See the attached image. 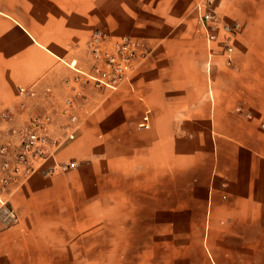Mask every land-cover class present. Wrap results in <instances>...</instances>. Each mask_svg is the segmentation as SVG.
<instances>
[{
	"label": "crops",
	"instance_id": "crops-1",
	"mask_svg": "<svg viewBox=\"0 0 264 264\" xmlns=\"http://www.w3.org/2000/svg\"><path fill=\"white\" fill-rule=\"evenodd\" d=\"M174 1L0 0V148L15 152L32 117L50 114L52 133L62 134L63 101L73 98L76 138L57 160L79 165L39 171L2 193L18 219L32 197L61 213L83 201L80 210L107 227L118 225L109 222L124 195L118 180H161L166 201L176 197L163 211L194 213L168 225L205 228L209 264H264V0L216 2L225 22L241 25L234 68L221 38L208 43L194 13L191 28L176 25L183 14L171 10ZM145 24L157 50L149 45L151 56L120 90H72L68 64L90 69L95 30L136 36Z\"/></svg>",
	"mask_w": 264,
	"mask_h": 264
},
{
	"label": "rangeland",
	"instance_id": "rangeland-1",
	"mask_svg": "<svg viewBox=\"0 0 264 264\" xmlns=\"http://www.w3.org/2000/svg\"><path fill=\"white\" fill-rule=\"evenodd\" d=\"M195 1L171 3V10L183 14L177 26H193ZM142 10L147 11V5ZM148 24L136 37L156 51V44L146 36ZM118 181L124 193L118 198L119 218L109 220L118 225L107 227H100L86 208L80 210L83 201L67 205L61 213L40 209L32 197L18 219L6 196L17 218L8 224L0 221V264H209L206 244L201 241L205 228L168 225L185 213L193 218L194 213L163 211L164 206H174L176 197L171 194L166 201L161 180L154 187L145 180Z\"/></svg>",
	"mask_w": 264,
	"mask_h": 264
},
{
	"label": "built area",
	"instance_id": "built-area-1",
	"mask_svg": "<svg viewBox=\"0 0 264 264\" xmlns=\"http://www.w3.org/2000/svg\"><path fill=\"white\" fill-rule=\"evenodd\" d=\"M217 0H197L193 7L196 23L202 30L208 43H216L221 38V44L227 57V65L234 68L232 63V40L241 31L238 22L227 23L218 15L215 9ZM90 69L79 68L72 61L68 67L75 73L71 83L73 91L92 87L112 92L120 90L133 76L138 67L152 53L138 37L123 34L114 36L105 30H95L87 42ZM23 91H20L22 94ZM61 115L67 122L61 127L62 134L52 133L53 117L50 114L32 117L20 131L19 143L15 152L7 147L0 148V221L4 224L16 221V213L9 200L2 193L4 189L15 182L26 181L37 172H65L77 167L74 161L59 162L58 152L64 145L76 138L78 130V114L73 98L63 101ZM6 118V114L1 115ZM144 128L149 127L148 112L143 116ZM52 162V163H51Z\"/></svg>",
	"mask_w": 264,
	"mask_h": 264
}]
</instances>
